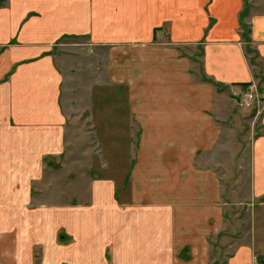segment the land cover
<instances>
[{
	"label": "crops",
	"instance_id": "crops-1",
	"mask_svg": "<svg viewBox=\"0 0 264 264\" xmlns=\"http://www.w3.org/2000/svg\"><path fill=\"white\" fill-rule=\"evenodd\" d=\"M246 24L264 62V0H0V264H264V114L236 155L228 102L181 52L255 90ZM66 39L92 68L58 58ZM74 76L93 79L75 95L87 128L71 127ZM76 146L96 162L63 189ZM247 164V191L227 188Z\"/></svg>",
	"mask_w": 264,
	"mask_h": 264
},
{
	"label": "rangeland",
	"instance_id": "rangeland-1",
	"mask_svg": "<svg viewBox=\"0 0 264 264\" xmlns=\"http://www.w3.org/2000/svg\"><path fill=\"white\" fill-rule=\"evenodd\" d=\"M248 33H249V28H248V25L246 24L244 37L249 42L246 45L247 57L249 58V61H251V64L255 65V73L257 75V80L259 82V87L256 88L255 90L248 89L245 92H241V91L239 92L238 90L236 91V90L231 89L232 87L230 86L220 84L216 82L215 80L207 77L203 73V69H202V60H201L202 49L200 45L198 44L196 45L197 48L195 51L193 50L194 48H192L189 45H183L181 47V52L183 54H190V53L196 54V57L194 58L199 63L198 65L199 79L201 78V79L209 81L210 83H213L215 85L214 89H215V93L217 94V96L219 98L226 99L225 102H228L229 106H227L226 109H224L225 112L221 113L218 117L220 121L223 122L224 125L227 124L229 126H233L236 128L235 129L236 132L231 131L230 134H228L229 136L228 141L231 140L232 145L236 146V150H235V152L237 153L236 155L246 156L247 158L249 157L251 142L263 132L262 126L260 123V118H258V115L264 114V73H263L264 62L257 55V52L250 41V37ZM78 48L79 47L75 46L74 40L66 39L65 44L58 48V51H57L58 58L60 60L61 58H64V59L67 58L69 61V65L71 67L77 66L78 60L79 61L82 60L81 65L83 67L92 68L93 63L89 64L88 60L84 59L85 54L79 53L80 51ZM102 53L104 55V52ZM90 74H92V72ZM74 77H75L76 83L70 84L74 88L72 92L73 91L76 92L74 95H72V93L70 95L71 100L73 99L71 101L73 104L71 103L69 107V111L71 112V117H70L71 127L73 126L76 127L77 125H79V127L86 126L87 128L88 124L91 123L90 118L88 117V110L84 109L85 102H82L81 106L78 107L77 105L78 101H75V95L77 94V88H78V92L79 91L83 92L84 90L85 92H90L92 88L93 79L92 78L90 79L91 84H86L85 86L83 85L81 86L79 85V83L81 82L80 81L78 82V80H76L78 79V77L76 76ZM69 80L71 81L72 78ZM249 91L254 92V94L256 95L255 96L256 99L252 102L251 105L246 104L244 102L245 94ZM75 135H76V140L80 141L79 142V145H80L82 143H88L91 139L90 136L92 135V133L79 132ZM227 142L225 143V145H228ZM238 142L242 143L244 148L242 149L238 148L237 150ZM74 148H75L74 151L76 154L75 158L81 159L82 162L79 165L78 163H76L75 169L71 168V170L61 171L60 174H64L63 179L66 180V183L64 180H59L58 183H61V184L65 183V186L63 189H65L68 186L70 187H72V185L74 186V184H76L79 179H81L79 181L86 180L84 182L88 183L90 173L88 172L87 169H89L91 166H94L96 162V156H94V153L92 152L93 150L91 148H88V146L87 148H84L80 151L78 150V146ZM77 151L79 152V154L77 153ZM249 167L250 166L248 164L242 165V166H238V165L228 166L229 172L231 173L230 176L233 178V180L231 179L230 181L226 182L227 188H230V187L232 188L233 184H240V185H243L244 187L243 188L244 190L242 191H247V188H248L247 185L249 184V169H250ZM220 171H227V170L222 169L221 167ZM67 173H69L68 177L66 176ZM240 181L242 182L238 183ZM55 198L58 201L61 200L60 195L56 196ZM255 204L258 205V203H255ZM244 215H245V211L243 210L240 216L245 218ZM36 251L38 253V250ZM38 263H40V260H38Z\"/></svg>",
	"mask_w": 264,
	"mask_h": 264
},
{
	"label": "built area",
	"instance_id": "built-area-1",
	"mask_svg": "<svg viewBox=\"0 0 264 264\" xmlns=\"http://www.w3.org/2000/svg\"><path fill=\"white\" fill-rule=\"evenodd\" d=\"M255 96H256V95L254 94V92H251V91L247 92V93L245 94L244 102H245L246 104L251 105L252 102L256 99Z\"/></svg>",
	"mask_w": 264,
	"mask_h": 264
}]
</instances>
